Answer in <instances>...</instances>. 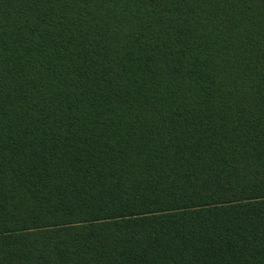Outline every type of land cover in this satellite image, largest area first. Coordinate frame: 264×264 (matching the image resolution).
<instances>
[{
	"label": "trees",
	"instance_id": "1",
	"mask_svg": "<svg viewBox=\"0 0 264 264\" xmlns=\"http://www.w3.org/2000/svg\"><path fill=\"white\" fill-rule=\"evenodd\" d=\"M0 264H264V0H0Z\"/></svg>",
	"mask_w": 264,
	"mask_h": 264
}]
</instances>
